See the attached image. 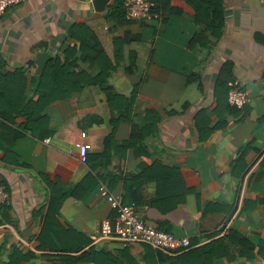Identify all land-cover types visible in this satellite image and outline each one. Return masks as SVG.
Masks as SVG:
<instances>
[{
    "label": "crops",
    "instance_id": "crops-1",
    "mask_svg": "<svg viewBox=\"0 0 264 264\" xmlns=\"http://www.w3.org/2000/svg\"><path fill=\"white\" fill-rule=\"evenodd\" d=\"M93 1L26 0L0 16L1 76L9 73L0 80V113L15 118V124L2 120V115L0 120L12 129L21 131L16 124L23 120L17 113L33 98L40 82L37 55L49 53L47 65L56 57L64 59V45L71 44L67 33L71 25H90L114 59L106 30L115 23L104 21L114 0L103 12L95 9ZM171 3L185 5L191 0ZM221 3L224 26L219 37L206 32L212 41L210 50L189 47L200 30L189 14L173 16L168 22L161 15L144 27L123 26L119 35L131 31L145 37L124 47L123 60L108 79L117 96L111 104L100 86H86L60 103L39 109L43 118L36 129L12 147L0 128L4 261L20 247L35 251L37 264L48 263L42 256L45 252L36 250L37 238L51 188L57 187L62 199L58 216L66 229L84 234L93 241L91 246L106 249L126 264H144L143 243L95 239L106 221H116L110 195L125 205L135 203L124 198L125 181L131 177L142 219L176 237L197 238L199 246L234 229L255 249L241 254L227 242L228 254L220 255L215 264H264V0ZM134 57L136 67L129 73ZM225 64L231 65L232 76L249 102L233 113H216L214 91ZM79 65L91 73L97 69L90 63ZM193 73H197L194 80L189 78ZM122 108L126 110L120 113ZM200 110L205 111L201 132L196 123ZM134 125L149 135L141 146L124 148ZM111 135L115 143L105 150ZM81 146L87 147L91 162H80ZM94 155L100 156L92 159ZM223 227H227L224 233L209 238Z\"/></svg>",
    "mask_w": 264,
    "mask_h": 264
},
{
    "label": "trees",
    "instance_id": "trees-1",
    "mask_svg": "<svg viewBox=\"0 0 264 264\" xmlns=\"http://www.w3.org/2000/svg\"><path fill=\"white\" fill-rule=\"evenodd\" d=\"M171 1L172 0H155V12L160 13L166 22L173 16H183L184 14L191 15L196 24L200 26V30L191 38L189 47L210 50V48H212V41L210 37L206 35V32L219 37L224 26V5L221 3V0H204L203 3L202 0H191L190 4H178V6L173 5ZM104 21L106 22L105 24L109 22L115 23L111 30H106L110 34V44L114 49V59L109 57L97 32L90 25H71L67 32L71 44L64 45V59L56 57L49 62L44 73L39 77L40 82L34 92L33 98L27 104H24L23 109H20L17 113L18 118L23 120L22 123L16 124L21 131L12 129V127L5 122L8 121L9 123L15 124V118L6 117L3 113H0V115H2V120H5H0V128L2 127L6 131V134H4L2 138L8 142L10 147H12L19 138H22L26 132L31 131L33 127L36 129V123H39L43 118L39 109H46L47 107L60 103L69 98L73 93L80 92L86 86H100L108 93L110 104L112 97H117L115 93L112 92V87L109 86L108 79L114 69L122 62L124 47L135 42H141L145 37L142 35H135L131 33V31H127L124 35H119L118 29L126 25L144 27L147 21L127 20L124 0H114L105 15ZM202 25L206 26V30H204ZM79 62L84 64L90 63L96 66L97 69L94 73H91V71L86 68H79ZM3 65L4 62L0 60V80L9 76V73L1 76V74H3ZM135 67L136 58L134 57L131 59L130 67H128L127 72L132 73ZM76 68L77 70H75ZM196 74L197 73H193L189 78L194 80ZM232 81H235L232 76V67L230 64H225L220 71L214 91L215 101L218 104L215 110L216 113L222 110L233 113L236 109L231 107L228 102L229 83ZM137 91L136 89L134 95ZM126 109L127 112H131V106H127ZM126 109L122 108L119 111L121 113L122 110ZM204 114L205 111L200 110L196 117V123L200 132ZM130 119L131 117L126 118L128 121H131ZM207 122L209 124L211 123L209 119ZM225 124L226 121L223 120L222 125ZM216 127L217 125L210 131L214 130ZM152 128H154V126H151V129ZM144 131L145 129H142L138 125H134L130 140L123 143L122 147L141 146L145 137L149 135L144 133ZM112 143L115 142L111 135L105 141V150L109 148ZM100 155H104V152ZM100 155H94L92 159L98 158ZM89 160L91 162V158H88V161ZM89 178L92 180L94 179L92 176ZM89 178L87 179L88 181ZM124 189L125 200L137 203L139 196L131 177L126 179ZM51 192L47 214L37 238L39 244L36 247L37 251L45 252L42 256L47 259V264H126L125 261L115 257L106 249H97V247L91 246L93 241L84 234L78 233L72 228L66 229L61 224L58 216L62 204V199L58 198L59 190L57 187H52ZM158 228L168 232L161 226ZM226 229L227 227H223L218 234L209 236V238L219 236L221 233H224ZM190 241V248L178 251L157 250L150 245L144 244L147 248V252L143 257L144 264H215V261L220 255L225 256L228 254L227 250L229 246L225 244L227 242L237 246L241 254H244V251L255 249V245L247 237L234 229L228 230L222 238L211 241L203 246H199L201 241L197 238ZM219 251L220 253L217 254ZM6 252V245L1 244L0 264H37L35 261L37 258L35 251H24L20 249V247H15L13 254L8 257V260L4 261ZM150 256L152 258L149 259ZM209 258H211L212 262L209 261ZM131 264L134 263L131 262Z\"/></svg>",
    "mask_w": 264,
    "mask_h": 264
},
{
    "label": "built area",
    "instance_id": "built-area-1",
    "mask_svg": "<svg viewBox=\"0 0 264 264\" xmlns=\"http://www.w3.org/2000/svg\"><path fill=\"white\" fill-rule=\"evenodd\" d=\"M25 1L0 0V16L9 9L22 5ZM155 7V0H124L126 19L129 21L160 20L161 14L155 12ZM228 102L231 107L237 109H243L249 102L248 95L243 91L238 81L229 83ZM79 160L83 164L87 163L88 149L86 146H81ZM109 202L117 212L116 221L114 224L106 221L102 228L95 232V239L116 238L125 243H143L150 245L154 249L164 251H178L190 248V239L176 237L174 234L162 231L142 219L137 212L136 203L125 205L119 197L114 195L109 196Z\"/></svg>",
    "mask_w": 264,
    "mask_h": 264
},
{
    "label": "water",
    "instance_id": "water-1",
    "mask_svg": "<svg viewBox=\"0 0 264 264\" xmlns=\"http://www.w3.org/2000/svg\"><path fill=\"white\" fill-rule=\"evenodd\" d=\"M111 0H94L93 4L95 6V9L98 12H103L105 11L107 5L110 3ZM52 58V56L47 53H39L36 58V64H37V73L39 75H42L44 73V70L46 68V65L49 61V59Z\"/></svg>",
    "mask_w": 264,
    "mask_h": 264
}]
</instances>
